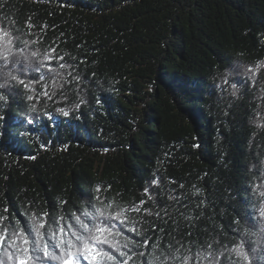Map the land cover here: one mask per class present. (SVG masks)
Here are the masks:
<instances>
[{"label":"trees","instance_id":"trees-1","mask_svg":"<svg viewBox=\"0 0 264 264\" xmlns=\"http://www.w3.org/2000/svg\"><path fill=\"white\" fill-rule=\"evenodd\" d=\"M61 3L0 0V29L42 40L17 49L59 45L73 65L58 69L53 61L59 75L45 71L35 92L9 88L10 101H0V215L26 224L24 213L68 216L97 195L117 204L144 199L160 217L132 215L154 241L184 255L189 246L207 254L211 243L248 264L222 246L240 243L238 219L239 232L262 227L255 212L264 203V0ZM3 39L0 33V46ZM45 86L51 100L41 95ZM33 103L38 113L29 125ZM150 186L153 199L143 191ZM126 237L143 238L125 231L120 242ZM247 250L251 264H264L256 243Z\"/></svg>","mask_w":264,"mask_h":264},{"label":"snow or ice","instance_id":"snow-or-ice-1","mask_svg":"<svg viewBox=\"0 0 264 264\" xmlns=\"http://www.w3.org/2000/svg\"><path fill=\"white\" fill-rule=\"evenodd\" d=\"M48 2L51 3L52 0ZM57 3L60 6H66L61 3V0H57ZM26 27L31 30L37 25L29 17ZM40 27L46 30L49 25L45 23ZM0 33L4 38L0 46V101L4 103H8L11 99V93L7 89H17L19 86L25 91L35 92L36 89L31 86L47 79L43 72H54L59 75L58 69L73 67L64 62L68 54L58 53L59 45L49 46L43 52L37 49L30 54H25L24 49H17L19 43L29 47L33 43H41L42 40H21L20 37L4 32L2 29ZM28 35H31V31ZM72 59L75 60V57ZM53 61L57 62L58 69L53 66ZM32 73H36L38 78ZM68 75L71 76L72 73L69 72ZM73 79L79 84L82 77L77 74ZM232 87L236 88V84H232ZM235 94L233 92V95ZM41 95L48 100L53 98L49 95L46 86ZM27 99L40 101V97L33 95H29ZM97 102L99 103V100ZM79 106L76 107L79 108ZM56 110L66 117L70 114L63 107ZM29 112L33 114L27 119V123L31 125L35 123L38 113L35 103L31 105ZM159 184V179L151 181L152 186H159ZM180 187L182 188L183 185ZM95 191L99 193L101 188L97 186ZM143 191L149 199H153L151 186ZM261 195L264 196V193ZM93 200L96 202L93 203ZM146 203L147 200L142 199L131 205L117 204L114 201L101 200L97 195L89 197L81 208H77L68 216L54 215L53 211L49 210L33 211L23 214L27 219L26 224H22L19 220L13 222L7 215H0V264H5V257L11 264H80L81 260H86V264H137L138 256L139 264H201L202 260L212 261L213 259L215 264H224L225 260L229 264H236L231 255H226L225 252L216 253L211 243L207 245L209 249L207 254L204 253L203 247L193 253L192 246H189L188 255H184L181 249H176L171 244H164L159 239L154 241L148 237L144 229V221L133 218L132 215L143 212L146 215L160 217L159 211L153 213L144 208ZM66 205L67 201H59L62 209L66 208ZM7 212L8 209L5 208L4 213ZM255 215L259 224L262 225L259 231H253L252 228L255 225H252V227L246 226L243 232H239L240 220L238 219L236 224L240 243L235 248H229L228 245L222 246L226 252L234 253L248 264H251L250 253L247 250L249 243L254 242L261 250H264V203L260 204ZM118 225L123 227L118 228ZM156 229L157 225L151 224L153 233ZM125 231L141 235L143 238L136 240L133 237H126L121 243L119 236ZM188 235L190 236L191 233ZM253 237H255L254 241L251 239ZM140 245H143V250H140ZM251 251L255 252L256 249Z\"/></svg>","mask_w":264,"mask_h":264}]
</instances>
